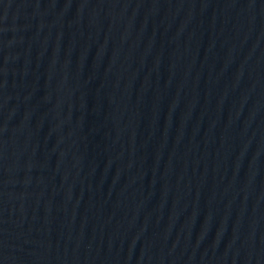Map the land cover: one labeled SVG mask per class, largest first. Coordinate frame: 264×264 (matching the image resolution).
Instances as JSON below:
<instances>
[{"label":"water","instance_id":"obj_1","mask_svg":"<svg viewBox=\"0 0 264 264\" xmlns=\"http://www.w3.org/2000/svg\"><path fill=\"white\" fill-rule=\"evenodd\" d=\"M0 264H264V0H0Z\"/></svg>","mask_w":264,"mask_h":264}]
</instances>
